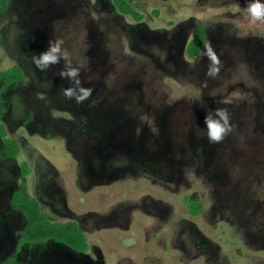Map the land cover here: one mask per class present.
Wrapping results in <instances>:
<instances>
[{
    "label": "rangeland",
    "instance_id": "rangeland-1",
    "mask_svg": "<svg viewBox=\"0 0 264 264\" xmlns=\"http://www.w3.org/2000/svg\"><path fill=\"white\" fill-rule=\"evenodd\" d=\"M248 2L135 0L138 20L115 0H8L0 70L20 66L24 77L0 93V126L21 148L0 160V239L15 237L3 225L23 227L7 210L14 176L89 242L83 254L38 245L25 264H264V23L251 22ZM199 26L207 37L191 57ZM50 40L65 57L41 71L32 57ZM65 65L82 66L93 90L83 102L64 95L77 87L60 77ZM216 109L232 131L209 143Z\"/></svg>",
    "mask_w": 264,
    "mask_h": 264
},
{
    "label": "trees",
    "instance_id": "trees-1",
    "mask_svg": "<svg viewBox=\"0 0 264 264\" xmlns=\"http://www.w3.org/2000/svg\"><path fill=\"white\" fill-rule=\"evenodd\" d=\"M135 0H115V4L121 12L132 15L136 19H141L142 15L135 10L131 2ZM8 6V0H0V12H3ZM206 31L203 26H199L195 30V35L188 45V53L191 57H196L204 41L206 40ZM24 77L23 70L20 66H15L9 70H0V81L3 83V89L7 88ZM0 135L4 141V147L0 149L1 153L9 157H18L21 148L15 139L9 138L3 125L0 126ZM22 172L24 176H28L29 168L26 163L22 164ZM189 208L193 214H198L202 208V204L191 202L186 199ZM13 205L25 214L26 225L20 239V244L28 243H45L49 240H55L65 244L71 249L78 252H85L89 249V242L79 227L72 220L53 221L41 209L40 203L28 190V186L23 183L16 191L13 199ZM0 264H17L16 259H9L0 262Z\"/></svg>",
    "mask_w": 264,
    "mask_h": 264
},
{
    "label": "clouds",
    "instance_id": "clouds-1",
    "mask_svg": "<svg viewBox=\"0 0 264 264\" xmlns=\"http://www.w3.org/2000/svg\"><path fill=\"white\" fill-rule=\"evenodd\" d=\"M245 10L252 23H264V0H249ZM62 44L63 41L61 40H50L47 50L39 54H34L32 59L36 67L41 71H46L48 68L59 64L65 57ZM206 51L212 65H219V58L211 45L208 46ZM81 67L65 65L59 73L62 79H68L77 86H70L64 89V95L69 99L74 98L77 103L83 102L93 91L91 88H86L81 85ZM218 71V67L210 66L208 75L215 76ZM230 119V115L226 109H216L207 112L205 116V130L209 143L222 142L232 131Z\"/></svg>",
    "mask_w": 264,
    "mask_h": 264
},
{
    "label": "flooded vegetation",
    "instance_id": "flooded-vegetation-1",
    "mask_svg": "<svg viewBox=\"0 0 264 264\" xmlns=\"http://www.w3.org/2000/svg\"><path fill=\"white\" fill-rule=\"evenodd\" d=\"M10 86V85H9ZM8 86V87H9ZM8 87L7 88H5V89H3V84H2V86H1V91H0V93L2 94V93H4L7 89H8ZM4 126V125H3ZM4 128H5V126H4ZM5 131H6V128H5ZM7 135V134H6ZM1 136V135H0ZM8 136V135H7ZM10 138V137H9ZM3 139V138H2ZM12 139H14V138H12ZM16 140V139H15ZM17 141V140H16ZM18 142V141H17ZM3 147H4V145H3ZM0 149H2V148H0ZM6 157V158H10V159H16L17 157H9L8 155H6V154H4V153H1V156H0V160L3 158V157ZM21 170H22V168H21ZM23 173V172H22ZM25 177V176H24ZM13 178H14V176H12L11 177V179L9 180V182H8V184L11 186L10 187V189H14L15 188V190L13 191V194H12V196L10 197V199H9V202H8V204H9V206L7 207V210H12V211H15L16 213H18L19 214V216H20V218H21V220H22V228H21V230H17L16 231V229L13 227V226H9V225H3L4 226V229H3V231L2 232H4L5 230H13V231H15V237L13 238V240H12V236L11 237H3L2 235V237H3V239H0V256L2 257V259L0 260V262H3V261H7V260H9V259H16V261H17V264H25L24 263V261H22V257H21V254L22 253H24L26 250H30V249H34V248H36L38 245H44V244H47V243H50V242H53V243H55L56 245H58V246H62V247H64V248H68V249H71L70 247H68V246H66L65 244H63V243H60V242H58V241H55V240H49V241H47V242H45V243H34V244H28V243H24V244H20V239H21V237H22V233H23V231H24V228H25V225H26V218H25V214L22 212V210H20L19 208H17V207H15L14 205H13V199H14V195H15V193H16V191L19 189V187L24 183H21L20 184V186H18L17 188L16 187H14L15 186V183H14V181H13ZM8 179V178H7ZM4 180H6V179H4ZM29 190V189H28ZM35 197V196H34ZM37 198V197H36ZM38 200V199H37ZM39 201V200H38ZM40 203V202H39ZM2 206V208H4L6 205H4L3 206V204L1 205ZM41 206V205H40ZM41 209H42V207H41ZM2 210V209H1ZM42 211H43V209H42ZM3 212V211H2ZM44 212V211H43ZM45 213V212H44ZM46 214V213H45ZM47 215V214H46ZM68 221V220H67ZM72 221H74V220H72ZM76 222V221H75ZM77 223V222H76ZM78 224V223H77ZM79 225V224H78ZM80 227V226H79ZM83 231V230H82ZM17 232L18 233H20V235H17ZM6 239H9V241L7 240L6 241ZM13 250V251H12ZM71 250H73V249H71ZM75 251V250H74ZM76 252H78V251H76ZM86 252V251H85ZM85 252H78V253H85ZM6 254V255H5Z\"/></svg>",
    "mask_w": 264,
    "mask_h": 264
}]
</instances>
